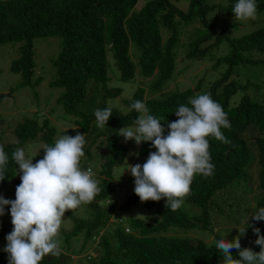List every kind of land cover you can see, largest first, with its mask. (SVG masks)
<instances>
[{
	"label": "trees",
	"instance_id": "16d2710c",
	"mask_svg": "<svg viewBox=\"0 0 264 264\" xmlns=\"http://www.w3.org/2000/svg\"><path fill=\"white\" fill-rule=\"evenodd\" d=\"M137 1L0 0V44L20 43V55L12 61L10 68L20 73L21 85H30L35 67L34 38L59 37L58 54L51 60L54 77L49 84L62 88L57 102L65 113L73 116L76 127L75 130L73 127L62 129L60 137L65 134L75 136L77 131L84 133L83 158L88 162L95 148L101 152L102 161L95 179L100 181L98 186L102 190L92 202L86 203L89 217L70 215L73 225L64 232L66 242L81 232V248L89 246L84 260L78 264H223L215 242L226 234L214 233L211 224L213 207L221 211L215 201L217 193L233 186L247 194L252 188L251 172L255 168L254 212L264 207V89L260 83H243L233 77L238 65L260 63L264 67V58L254 60L243 55L244 51L250 50L264 52V26L237 38L228 37L225 27L214 34L205 18L206 9L215 8L234 16L232 8L237 0H226L224 4L190 0L186 10L178 9L172 0H147L135 9ZM256 3L259 18L264 15V0H256ZM195 17H199L203 25L187 37L182 46L184 58L210 57L212 69L224 63L227 66L213 79L204 81L202 77L194 86L166 91L164 87L172 79L177 66L180 29ZM223 40L230 45V52L211 57L209 53ZM131 42L138 50L136 62L130 53ZM108 57L114 59L121 79L131 80L139 75L148 78L149 85L147 88L138 85L131 97L122 101L126 111L112 107L113 113L105 129L94 132L91 125L95 121L96 109L84 107L94 96L88 92L89 83L100 84L98 93L104 98L120 92L119 88L106 87ZM238 91L240 94L234 99ZM203 93H209L228 114L231 129L222 128L221 131L231 144L208 138L214 173L209 177L195 175L190 194L184 200L196 206L199 212L191 216L182 208L171 211L165 207L166 198L141 202L135 192L120 203L114 197L113 168L124 162L127 148L120 143L117 130L123 125L134 124L139 115L131 109V103L134 100L145 102L149 114L162 119L166 136L170 131L168 122L178 119L174 112L178 106L191 107L189 99ZM104 108L100 106L99 109ZM56 132L46 118L39 121L36 116L23 117L18 121L14 126L16 141L0 142L9 155L7 175L0 181V187L16 177L18 165L11 159L16 148L36 138L42 139L45 145H54ZM154 151L157 149L150 141L138 145L139 154ZM137 203L154 212L149 221L130 216L123 224L122 218L114 217L118 210ZM170 226L182 229L184 234L168 235L165 232ZM253 227H258L260 234L264 235V220L253 222L247 233L240 237L241 247L259 252L260 246L251 244L252 239H257ZM196 228L211 232L213 239L208 242L191 233ZM237 235L228 234L227 239L232 240ZM232 253L235 259L240 258L236 249H232ZM72 257L62 251L58 258L45 256L40 264H68ZM0 264H8V253L4 250L0 251Z\"/></svg>",
	"mask_w": 264,
	"mask_h": 264
},
{
	"label": "clouds",
	"instance_id": "9594fccd",
	"mask_svg": "<svg viewBox=\"0 0 264 264\" xmlns=\"http://www.w3.org/2000/svg\"><path fill=\"white\" fill-rule=\"evenodd\" d=\"M257 8L256 0H237L232 12L235 19H254ZM188 103L191 107L181 104L174 111L178 119L168 122L170 131L166 136L162 119L149 114L141 100H134L130 105L139 114L134 121L135 127L117 130L126 142L134 139L140 145L150 141L157 149L149 153L142 165L127 163L125 168L135 178L134 192L141 202L166 198L165 207L177 211L190 194L194 176L209 177L214 173L208 138L231 144L221 131L222 128L231 129L222 105L209 93L192 97ZM112 113L111 107L96 109V126L104 130ZM85 146L84 133L77 131L75 136L65 134L56 139L54 145H46L43 158L36 163L33 157L26 158L23 148L11 153V159L19 166L17 173L22 175L14 200L0 195V216L5 214L4 206L11 205L13 230L6 236L7 245L3 249L8 253V264H40L47 255L58 258L62 254V242L58 237L66 211L92 202L102 190L93 168L82 167ZM8 162L9 155L0 145V181L7 175ZM251 216L256 221L264 220V207ZM247 226L248 223L238 228L239 235L232 240L227 239V233L215 242L223 264H264V235L258 227H253V232L257 236L254 243L260 246V251L241 247L240 237L245 235ZM232 249L238 251L239 259L233 257Z\"/></svg>",
	"mask_w": 264,
	"mask_h": 264
},
{
	"label": "rangeland",
	"instance_id": "374dc122",
	"mask_svg": "<svg viewBox=\"0 0 264 264\" xmlns=\"http://www.w3.org/2000/svg\"><path fill=\"white\" fill-rule=\"evenodd\" d=\"M145 1L147 0H138L135 9H138ZM225 2L226 0H206L207 4H224ZM172 3L178 9L186 10L190 0H172ZM257 17L258 13H256L254 19H235V16L229 15L223 11H218L215 8H208L205 11V18L210 24L212 32L215 34L225 27L226 34L230 38H237L249 33L258 26H264V15L261 14L259 18ZM202 25L199 17H195L191 22L185 23L180 29V40L176 49V54L180 51L176 60L177 66L172 79L165 85L164 90L170 92L176 89L194 86L196 81L202 77L204 81L213 79L227 66V64L224 63L217 69H212L209 66L212 62L210 57L191 60L184 58L182 46L186 42L187 37ZM59 41L60 39L56 35L34 38L35 67L31 80L32 83L30 85H21L20 73L14 72L10 68L12 61L20 55V43L11 41L0 44V95H3L0 97V142L13 143L16 141L14 126L23 117L36 116L39 121L46 118L49 124L54 126L57 130L54 136L55 140L60 138L62 129L75 127L73 124V116L65 113L62 105L57 102V97L62 92V88L49 84V81L54 77V67L52 66L51 60L58 54L60 48ZM230 50L231 47L228 42L223 40L217 47L212 49L209 55L211 57L223 56L229 53ZM130 53L132 59L136 62L138 50L133 42L130 44ZM243 55L254 60L264 58V52L254 50L244 51ZM107 68L109 80L107 81L106 87L119 88L120 92L117 95L104 98L98 93V89H100L101 85L89 83L88 92L94 94V96L87 101L84 107L92 109H99L100 106L115 107L126 111V107L123 105L122 101L130 98L138 85L147 88L149 79L139 75H136L131 80L121 79L119 70L115 66L112 57H108ZM233 73V77L236 80L243 83L246 81L260 83L263 85L264 89V67L260 63L253 66L238 65L234 68ZM239 94L240 91L237 92L234 99H236ZM125 126L135 127V124L123 125L122 127ZM91 127L94 132L99 129L96 126V121H93ZM120 143L126 146L127 156L121 165H117L113 168V183L115 185L114 197L121 203V201H124L134 192L135 187L134 177L131 172L125 168L128 167V164L135 165L146 161L149 153L139 154L138 145L135 143L134 139L126 142L121 136ZM45 146V142L42 139L36 138L28 141L20 148L25 150L26 158L33 157V163H36L39 159L43 158V148ZM95 151L92 152V158H90L89 162L83 158L81 163L82 167L89 165L97 173L102 161V156L98 149L95 148ZM20 175H22V173L18 172L14 180H10L0 187V195L5 199L14 200L16 198V187L21 183ZM251 177L252 188H250L247 194H245L241 188H234L231 186L217 193L215 196V201L219 204L221 211L213 207L211 224L214 233L239 234L238 228H244L248 223L246 228L247 233L248 228L256 221L251 216L254 213V205L256 202L254 192L255 168H252ZM4 207L5 214L0 216V251H3L4 247L7 245L6 236L13 230V224L11 222L12 217L10 214L11 205H5ZM181 208L191 216L199 212L196 206L187 201H184ZM153 214L154 212L152 210H148L142 204L137 203L130 205L125 210H118L114 214V217L122 218L123 224H126L127 218L130 216L140 217L149 221ZM70 215H74L76 218H87L89 217V208L87 204L82 203L75 210L66 211L58 237L62 242V251L74 256L68 264H78V262L84 260L85 252L88 250L89 246L86 245L83 249L81 248V232L75 236H71L67 242L65 241L64 232L69 230L73 225V220ZM165 233L168 235H180L184 234V231L178 227L170 226ZM191 233L201 236L208 242L213 239V234L211 232L203 231L200 228H196ZM255 240L256 239L251 240L252 246L255 245ZM90 252L95 255L94 251L91 250Z\"/></svg>",
	"mask_w": 264,
	"mask_h": 264
},
{
	"label": "built area",
	"instance_id": "2783aa9c",
	"mask_svg": "<svg viewBox=\"0 0 264 264\" xmlns=\"http://www.w3.org/2000/svg\"><path fill=\"white\" fill-rule=\"evenodd\" d=\"M87 167H88V166H87ZM87 167H86V168H87ZM86 168H85V169H86Z\"/></svg>",
	"mask_w": 264,
	"mask_h": 264
}]
</instances>
